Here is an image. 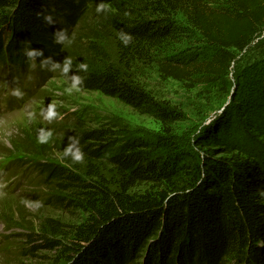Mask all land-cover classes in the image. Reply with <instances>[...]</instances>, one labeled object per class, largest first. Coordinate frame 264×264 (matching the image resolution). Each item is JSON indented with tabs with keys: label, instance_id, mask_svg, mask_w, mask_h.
<instances>
[{
	"label": "trees",
	"instance_id": "1",
	"mask_svg": "<svg viewBox=\"0 0 264 264\" xmlns=\"http://www.w3.org/2000/svg\"><path fill=\"white\" fill-rule=\"evenodd\" d=\"M101 2L0 0V102L14 108L31 101L47 78L61 74L41 69L39 57L31 68L23 48L32 47L61 64L70 57L69 76L84 78L82 91L114 99L160 130L145 140L66 115L72 128L55 133L71 147L69 156L31 167L13 162L9 172L42 189L35 196L41 204L69 220L45 218L24 238L26 247L12 234L4 250L45 252L40 264H264V152L246 131L249 108L224 110L186 152L177 134L182 110L143 82L155 76L233 97L232 66L264 31V0H104L110 9L98 13ZM40 12L58 23L46 25ZM61 28L72 43L78 34L83 58L54 43ZM121 29L134 37L127 47ZM14 87L22 98L11 95ZM242 131L250 142L231 140Z\"/></svg>",
	"mask_w": 264,
	"mask_h": 264
},
{
	"label": "rangeland",
	"instance_id": "2",
	"mask_svg": "<svg viewBox=\"0 0 264 264\" xmlns=\"http://www.w3.org/2000/svg\"><path fill=\"white\" fill-rule=\"evenodd\" d=\"M78 38L77 34L75 42L68 45L67 55L73 53L74 56L83 58L84 48ZM263 40L264 31L252 41L247 50L239 54L233 64L229 77V89L233 97H225L224 93L212 88L187 90L177 82L161 81L155 76L143 80L161 100L182 110L184 117L177 125V134L179 143L186 152L192 150L195 139L203 135L209 126H213L222 112L231 106L244 111L249 108L246 113L251 125L246 131L253 135L252 140L264 152ZM67 77L57 73L55 77L47 78L38 95L20 106L7 108L0 102V264H40L37 256L45 252L27 256L20 250L5 251L3 239L12 234L21 235L23 238L19 236L16 243L26 247L24 238L27 234L36 232L39 223L45 218L69 220V216L41 204V198L35 196L42 189L30 188L28 183L22 184L12 171L9 172L13 162L31 167L46 160L58 163L68 157L71 147L70 151H66L69 146L55 133L58 128H72V122L64 119L66 115L85 118L93 126L107 124L117 127L120 131L124 130L145 140L160 130V125L154 119L140 115L100 93L82 90L67 93L65 89L71 85ZM252 99L256 100V106L249 104ZM50 103L55 105V110L62 118L51 121L45 119L41 113L46 111ZM49 132L51 137L46 142H40L42 137H48ZM244 133L235 132L231 140H237L241 144L250 142V138ZM119 139L124 138L120 136Z\"/></svg>",
	"mask_w": 264,
	"mask_h": 264
},
{
	"label": "clouds",
	"instance_id": "3",
	"mask_svg": "<svg viewBox=\"0 0 264 264\" xmlns=\"http://www.w3.org/2000/svg\"><path fill=\"white\" fill-rule=\"evenodd\" d=\"M109 9H110V5L105 3L104 0H102V2L99 3L96 7V11L98 13L107 12L109 11ZM37 15L38 18H42L43 22L48 26H52L58 23L57 19L50 12L48 13L40 12ZM126 15H128V13H126ZM53 37H54V43L59 45L68 46L72 43V38L69 36L68 30L66 28L58 29L53 35ZM118 38L126 47L132 44L134 41L133 35L131 33L123 31L122 29L118 32ZM23 54L28 58L29 66L31 68L36 67V61L37 58L39 57L41 58L39 62V67L41 69H47L50 71L59 70L61 74L68 76L69 79L71 80V85L65 89L67 93L71 94L73 91L81 90V86L83 85L84 78L79 74H73L69 76V73L73 70L72 60L70 57L65 58V60L61 64L60 62L54 60L52 56L45 57L44 51L42 49L24 47ZM50 64L52 65L51 68H49ZM79 68L80 70H83L85 72H87L88 70V66L84 62L79 64ZM11 95L17 98H22L24 93L19 87H14L11 90ZM41 114L44 115L45 119H48L49 121L57 118H62L55 110V105L53 103L48 104L46 111H43ZM50 137H51V132L48 133V137H42L40 142L42 143L46 142L47 139ZM72 139L73 138L70 137L69 141H71ZM66 151H70V146L68 149H66ZM74 160L77 162H83L84 153L82 150L77 151V153L74 155ZM258 194L259 196L264 197V188H259Z\"/></svg>",
	"mask_w": 264,
	"mask_h": 264
}]
</instances>
